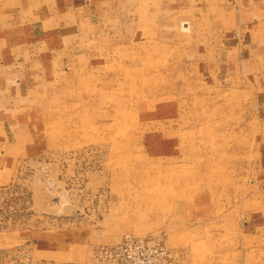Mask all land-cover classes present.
<instances>
[{"label":"rangeland","instance_id":"374dc122","mask_svg":"<svg viewBox=\"0 0 264 264\" xmlns=\"http://www.w3.org/2000/svg\"><path fill=\"white\" fill-rule=\"evenodd\" d=\"M188 6L170 33L87 53L76 83L0 85V264H115L126 237L174 264H264V92L216 67L228 34L181 23Z\"/></svg>","mask_w":264,"mask_h":264},{"label":"crops","instance_id":"0c3cea01","mask_svg":"<svg viewBox=\"0 0 264 264\" xmlns=\"http://www.w3.org/2000/svg\"><path fill=\"white\" fill-rule=\"evenodd\" d=\"M190 4L204 6L194 7V14L181 23L192 20L202 26L211 21L228 34L230 45L224 49L220 44L216 67L251 79L264 92V0H0V85L22 86L29 94L36 84H42L37 92L76 83L77 71L93 59L87 53L102 56L126 42L138 44L146 35L170 33L174 7L187 13ZM241 34H250L251 44L237 47L230 39ZM49 71L51 76L46 75ZM9 99L17 100L12 94ZM15 117L5 113L3 122L12 123ZM3 122L0 154L8 147Z\"/></svg>","mask_w":264,"mask_h":264},{"label":"built area","instance_id":"2783aa9c","mask_svg":"<svg viewBox=\"0 0 264 264\" xmlns=\"http://www.w3.org/2000/svg\"><path fill=\"white\" fill-rule=\"evenodd\" d=\"M109 254L115 264H174L175 255L154 238L126 237Z\"/></svg>","mask_w":264,"mask_h":264}]
</instances>
